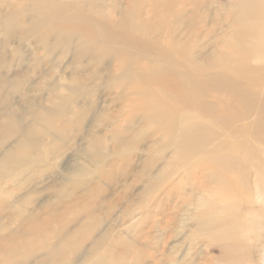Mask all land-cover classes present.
<instances>
[{"label": "bare ground", "instance_id": "bare-ground-1", "mask_svg": "<svg viewBox=\"0 0 264 264\" xmlns=\"http://www.w3.org/2000/svg\"><path fill=\"white\" fill-rule=\"evenodd\" d=\"M0 4L2 45L19 35L35 41L45 58L89 59V67L79 63L71 75L63 73L26 110L1 94L21 90L25 74L0 53V218L17 224L2 230L8 234L0 238L1 264H240L248 235L264 232V0ZM92 83L116 96L118 110L107 115L105 134L87 124ZM72 128L87 141L82 155L96 169L69 159L60 183L43 188L52 200L26 213L41 185L34 184V166L49 161ZM138 151L147 157L134 183L144 188L126 209L131 226L123 230L134 234L96 236L93 207L104 191L94 180L112 182L131 167L127 154ZM108 159L122 164L109 168ZM22 188L28 194L16 201ZM64 202L72 206L58 210ZM46 209L51 212L43 214ZM157 217L165 226H157L162 246L154 252ZM138 221L144 230L132 225ZM197 241L203 258V252L193 257ZM254 242L260 246L261 238Z\"/></svg>", "mask_w": 264, "mask_h": 264}, {"label": "rangeland", "instance_id": "rangeland-1", "mask_svg": "<svg viewBox=\"0 0 264 264\" xmlns=\"http://www.w3.org/2000/svg\"><path fill=\"white\" fill-rule=\"evenodd\" d=\"M117 1L120 3L121 6L126 5V0H117ZM225 1L226 0H224V2ZM3 42H4V35H0V47H1L0 53L3 52L6 56H9L12 69L15 70L16 72L24 73L25 77L19 79V86L20 88H22L21 90L19 89L17 92H11L10 90L9 91L5 90V91H1V94L4 97H8L9 95L10 99H16L18 101L17 104H19L20 107L26 110L34 109L33 104L46 97L47 91L45 90L49 86L54 84L56 81H58V79H60L63 76V73L67 72L68 75H71L74 70V67L79 66L78 65L79 63L84 64V66L86 65V67H89V64H87L89 62V59H82L79 62H76V60L73 59L70 55L66 59L58 58L57 60H54L53 58H45L41 52V48H39L35 44V41L32 40L30 42H26L24 40H20L19 35L17 39H15L10 45L7 46L2 45ZM14 52H18V55L15 56L16 58L14 57L15 59L13 57L10 58L11 57L10 54H13ZM106 63L111 64V60H106ZM67 66H69L70 68H68V70L66 71L65 68ZM35 83H40V84L36 85ZM114 85L116 84L113 83V85L111 86ZM98 87L99 85L95 83H92V86L90 87V89L94 91H93V95L87 100L89 104L88 108H90V116L88 117L87 124H89V122L92 121L94 129L102 132V134H105L106 128L110 124V121L107 119V117L108 116L112 117L113 115L116 116L117 113L116 110H118L117 109L118 107L112 103V100H114L116 96L114 94L112 95L108 94L107 90H103V89L101 90V88L99 90ZM104 87L109 88L110 84L105 83ZM15 102L16 101H13L14 104ZM138 119L139 117H137V120ZM139 120L137 127L140 126L141 120L140 121ZM69 135H70V140L68 142L65 141L64 143H60L58 146H55L54 148L55 152L53 153L52 157H50L49 161H46L44 163H37L34 166V168L37 171H39L36 177L34 178L35 180L34 184L36 185L41 183V185L38 187V196L34 197L31 200V203L25 209L26 213L28 214L33 213L36 209V206L42 203V201H47L49 199L52 200L51 195H53V193L50 190L45 191L43 188L50 184L54 185L55 183L57 184L60 183L61 176L64 174L63 173L64 171L62 169H64V167L67 165L69 159H72V163H74V165L77 164V166L79 167L82 165H87L92 171L96 169V165L94 163L86 161L84 159L85 158L84 155H82L85 146H87V141L83 139L82 133H79V131L76 128H72L70 131H67V133L65 132L64 134V136H69ZM143 148H145V144H142L140 146V149ZM153 155L154 157L159 158V152L156 151ZM127 156H128L127 159H129L128 162L130 163L131 167L128 168L123 166L124 169L122 171V175H115L113 181L110 183L103 182L98 178H95L94 180V183L99 188V190L104 191L103 196H101L102 203L99 202L98 204L101 203L100 205L93 207L97 218L95 223L97 224L99 223V228H100L99 231L95 234L96 236L100 232H104L105 230L107 231L114 230L115 235L117 233L124 234L123 231L124 228L126 226H131L130 225L131 222L125 219V212L129 206L134 207L136 205L137 202L135 195L138 190L144 188L143 183L135 184L134 181L136 180V178L140 176L142 163L147 156L140 151L128 153ZM56 157L59 158L55 159ZM121 164L122 162L119 160L117 161L113 159L107 160V167L109 166V168H117ZM90 180L91 177L88 179L89 185H91V183L93 182L91 181L90 183ZM27 194L28 192L25 191L24 188H22L21 192L19 193L15 192L14 198L16 199V201H18L19 199H23ZM82 194L83 193L81 192L79 195ZM69 199L67 200L69 201ZM65 205H66L65 210L70 206H72L71 204L64 202L57 205L58 210L60 211L63 210ZM71 210H73V208H71L70 211ZM70 211H68L67 213H70ZM48 212H51V210L46 209L42 211L43 214ZM7 216L8 215H4L3 217L0 218V238L7 237L8 232L7 233L2 232L3 229L9 228L10 230H14L17 228V224L14 221L10 222L6 219ZM70 216H72V214H70ZM75 221L71 225L72 229L76 224ZM153 222L156 223L154 224L156 228L152 232V235L155 238L154 240L151 241V243L154 246V249H152V251L154 250V252H156L155 248L158 249L161 248L162 246L160 244L161 242L159 241L161 227H157V226L162 225V227H164L165 225L163 223L162 217L155 218ZM132 223H134L132 225L135 226L137 225L139 229L143 228V230L147 226L145 223L142 222L139 223L132 222ZM133 234L134 232L133 233L131 232L128 234H124V236L132 237ZM258 237L261 238L260 246H257L256 242L252 243ZM248 240H249V244L245 248L246 256L244 257L242 256L240 258L238 257V260L239 259L241 260L240 264H264V232H259V231L252 232L251 234L248 235ZM140 243H142L143 249L147 248V245L143 240H141ZM199 243H200L199 241L196 242V248L198 247L199 248L196 249V251H194L193 253L194 258L200 257L201 253L204 251V248L202 249ZM43 252H39L40 253L39 255L43 254ZM212 254L214 255V257H217L219 252L215 249L213 250ZM204 255L205 252H203L201 258H203ZM134 256H135L134 254H130L128 260L132 261V258ZM77 257L69 255L68 259H76ZM1 261L2 258L0 257V264ZM16 263H21V260H17ZM210 263L215 264V262L207 260V264Z\"/></svg>", "mask_w": 264, "mask_h": 264}]
</instances>
